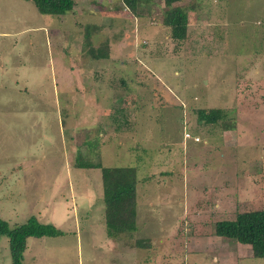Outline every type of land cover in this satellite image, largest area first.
I'll use <instances>...</instances> for the list:
<instances>
[{"label":"rangeland","instance_id":"rangeland-1","mask_svg":"<svg viewBox=\"0 0 264 264\" xmlns=\"http://www.w3.org/2000/svg\"><path fill=\"white\" fill-rule=\"evenodd\" d=\"M72 4L50 17L0 0V219L64 232L29 238L23 264H264L214 233L264 210V0L176 2L186 42L162 0L135 14L121 0ZM211 109L233 129L199 124ZM79 154L137 169V231L108 238L101 172L77 170Z\"/></svg>","mask_w":264,"mask_h":264},{"label":"trees","instance_id":"trees-1","mask_svg":"<svg viewBox=\"0 0 264 264\" xmlns=\"http://www.w3.org/2000/svg\"><path fill=\"white\" fill-rule=\"evenodd\" d=\"M32 2L39 14L50 17H61L72 12L73 0H25ZM157 0H121L123 7L137 13L139 7H149L156 4ZM163 25L170 29L171 39L177 42L188 40L187 19L188 9L173 6L176 2L184 0H162ZM90 35L86 33L85 40L89 43ZM205 41L204 37H201ZM208 41V38H207ZM204 48H208L205 46ZM93 59L107 57L106 53L90 49ZM122 80V85H123ZM197 122L202 125L219 126L222 131L233 129V126L218 124L224 120L225 114L219 109L208 111L198 110ZM120 116H113V124H119ZM125 124V123H123ZM122 124V128H123ZM119 126V125H118ZM98 139V137H96ZM75 167L78 169H99L102 179V202L104 207L105 230L110 240L118 241L125 234L137 231V194L138 185L137 169L133 167H103L94 164L78 155ZM214 233L219 238L234 240L241 245L250 246L253 257L264 259V210L242 212L236 214L232 220H223L215 223ZM64 232L55 229L52 225L39 223L35 217H29L26 222L15 227L0 219V239L5 237L8 241L11 264H23V257L29 238L60 237ZM130 235L128 237H130ZM140 246L146 244L137 242Z\"/></svg>","mask_w":264,"mask_h":264},{"label":"built area","instance_id":"built-area-1","mask_svg":"<svg viewBox=\"0 0 264 264\" xmlns=\"http://www.w3.org/2000/svg\"><path fill=\"white\" fill-rule=\"evenodd\" d=\"M188 136H189V135H188V134H186V136H185V137L189 138ZM194 140H195V141H198V139H197V138H195Z\"/></svg>","mask_w":264,"mask_h":264}]
</instances>
